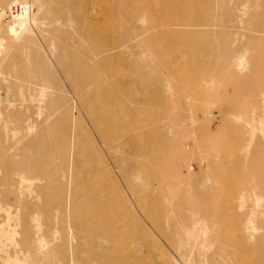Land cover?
<instances>
[{
	"label": "rangeland",
	"instance_id": "rangeland-1",
	"mask_svg": "<svg viewBox=\"0 0 264 264\" xmlns=\"http://www.w3.org/2000/svg\"><path fill=\"white\" fill-rule=\"evenodd\" d=\"M12 2L0 264H264V0Z\"/></svg>",
	"mask_w": 264,
	"mask_h": 264
},
{
	"label": "bare ground",
	"instance_id": "bare-ground-1",
	"mask_svg": "<svg viewBox=\"0 0 264 264\" xmlns=\"http://www.w3.org/2000/svg\"><path fill=\"white\" fill-rule=\"evenodd\" d=\"M261 31L264 33L263 29ZM250 89H251V92H252V94H251L252 99L251 100L254 101L253 108L251 109L252 114L256 115L257 114L256 110L260 109V113H262L264 115V90H261V88L257 84L252 86V87H250ZM260 96H261V98L258 99L257 97H260ZM235 110H237V109H234V111ZM238 110H240V109L238 108ZM241 110H243V109H241ZM258 119H259L260 122L264 123V119L261 117V115H260V117ZM253 121H255V116L254 117L250 116V118L248 119L247 123L250 124ZM242 203H240V205H242ZM147 221L151 224L152 222H154V219H153V217L149 216L147 218ZM245 232L246 233L248 232V228H246Z\"/></svg>",
	"mask_w": 264,
	"mask_h": 264
},
{
	"label": "built area",
	"instance_id": "built-area-1",
	"mask_svg": "<svg viewBox=\"0 0 264 264\" xmlns=\"http://www.w3.org/2000/svg\"><path fill=\"white\" fill-rule=\"evenodd\" d=\"M24 8L25 5L22 2H12L7 6H0V28L12 25Z\"/></svg>",
	"mask_w": 264,
	"mask_h": 264
}]
</instances>
